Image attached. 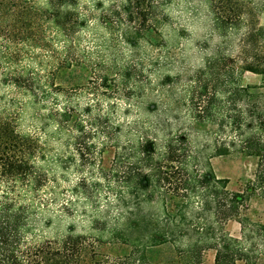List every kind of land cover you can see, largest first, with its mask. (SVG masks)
I'll list each match as a JSON object with an SVG mask.
<instances>
[{
    "label": "trees",
    "instance_id": "16d2710c",
    "mask_svg": "<svg viewBox=\"0 0 264 264\" xmlns=\"http://www.w3.org/2000/svg\"><path fill=\"white\" fill-rule=\"evenodd\" d=\"M26 1L28 6L20 0H0L2 12L15 7L32 13L26 31L24 24L15 29L24 36L21 43L32 42L33 49L44 52L62 49L49 61L52 71H70L77 63L83 71H92L89 59H74L73 47L86 24L78 1L43 0L41 8L40 3ZM135 1L138 6L132 7L134 1L129 0L123 9L129 21L139 20L141 34L159 32V22H154L157 3ZM208 4L221 36L244 30L239 54L218 49L207 56L187 90L192 121L214 126L210 139L196 141L186 130L166 136L159 146L154 138H141L127 152L117 145L110 169L99 168L89 186L100 190L102 180H107L116 194L128 192L125 214L113 219L93 215L87 219L86 232L70 225L53 236L43 233L52 224L43 217L49 204L39 198L47 186L45 156L39 141L20 130L22 109L8 112L15 103L6 105L0 97V264H206L209 250L215 251L214 264L264 261V222L243 213L253 195L264 197V25L250 19L253 13L264 12V0ZM41 18L44 25L36 24ZM42 27L39 43L36 36ZM238 71L258 73L262 82L243 85ZM24 76L8 78L9 85L35 95L24 84ZM48 85L52 88V81ZM68 117L65 110L61 118ZM93 124L98 125L97 119ZM75 130L82 132V123H76ZM226 154L258 157L255 177L242 192L229 190V179L217 177L213 170L211 157ZM77 189L89 199V191ZM233 219L240 223V236L226 228ZM102 246L110 250L103 251Z\"/></svg>",
    "mask_w": 264,
    "mask_h": 264
},
{
    "label": "rangeland",
    "instance_id": "374dc122",
    "mask_svg": "<svg viewBox=\"0 0 264 264\" xmlns=\"http://www.w3.org/2000/svg\"><path fill=\"white\" fill-rule=\"evenodd\" d=\"M20 1L28 6L26 0ZM31 1L42 7L43 0ZM77 1L86 24L73 47L74 59H89L92 71H83L78 63L73 64L72 71H52L49 61L62 49H33L32 42L23 45L19 38L24 36L16 34L15 29L22 24L23 31L28 29L25 27L32 13L15 7L0 11V97L6 105L15 103L8 112L22 109L20 130L31 134L42 147L47 186L39 198L49 204L43 216L52 221L43 228L47 236L70 225L77 232H86L87 219L93 215L113 219L119 213L125 214L128 192L116 194L107 180H102L100 190L89 186L98 178L99 168L110 169L117 145L127 152L141 138H154L159 146L166 136L186 130L196 141L210 139L214 126L192 121L187 90L207 56L218 49L239 54L244 31L227 38L221 36L214 27L208 0H154L158 7L154 22H159V32L145 34L138 31L139 20L130 22L128 12L123 10L129 0ZM133 1L130 5L138 6ZM250 17L251 22L257 20L264 25V12ZM42 19L36 24H43ZM43 27L36 36L39 43ZM18 74L25 75L24 84L35 95L9 85L8 78ZM237 76L243 85L262 82V76L252 71H238ZM65 110L69 117L61 118ZM96 119L98 125L93 124ZM57 121H61L60 126ZM76 123H82V132H76ZM210 162L217 177L229 179V190L242 192L255 177L258 157L216 155ZM81 184L84 187L77 189ZM76 189L89 191V199ZM243 213L264 222V197L253 195ZM226 228L240 236L236 219L230 220ZM100 249L110 250L106 246ZM214 257V250L207 251L206 264H214Z\"/></svg>",
    "mask_w": 264,
    "mask_h": 264
}]
</instances>
